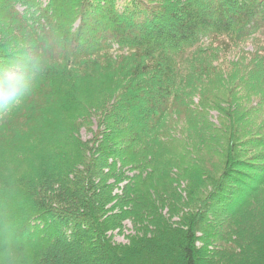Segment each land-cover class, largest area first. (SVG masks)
<instances>
[{
    "label": "trees",
    "instance_id": "trees-1",
    "mask_svg": "<svg viewBox=\"0 0 264 264\" xmlns=\"http://www.w3.org/2000/svg\"><path fill=\"white\" fill-rule=\"evenodd\" d=\"M0 206V264H264V0H0Z\"/></svg>",
    "mask_w": 264,
    "mask_h": 264
},
{
    "label": "rangeland",
    "instance_id": "rangeland-1",
    "mask_svg": "<svg viewBox=\"0 0 264 264\" xmlns=\"http://www.w3.org/2000/svg\"><path fill=\"white\" fill-rule=\"evenodd\" d=\"M253 40H249V41H245L243 42V44H241L240 46L237 47V50H235V52L233 53V58H230L228 57L227 58V61L230 62L232 59L234 60V62H238L240 60V57L242 55V53H245V54H248V53H253L254 52V47H255V44L252 42ZM61 40H60V43L59 45L61 44ZM57 48L61 51L60 49V46H57ZM21 95L23 94V91L20 90L19 92ZM143 101H146L148 100V97L147 96H144L143 97ZM146 109V108H145ZM212 117H214V115H212ZM83 136H84V139H88L87 137L89 135H87L85 132L83 133ZM182 141L184 140V138H181ZM202 159H205L206 155L203 154L202 156ZM220 160H221V157L220 156H214L212 159H211V162L213 165H218L220 163ZM207 164H208V161H207ZM209 165V164H208ZM185 178V177H184ZM187 179V178H186ZM183 184H186L187 185V182L186 181H183ZM188 182H190V180L188 179ZM3 208L0 206V211L2 210ZM8 216L10 215L9 213L7 214ZM131 224L130 223H127L126 224V229L125 231H122V232H115L113 234V237H114V241L117 242V243H121V244H126L128 241H127V238L126 236L128 235H131L132 231H131ZM14 233L10 231L9 227L7 226V224H4V226L2 227V225H0V237H3L5 239H7L8 237H10L11 235H13ZM35 237L33 235H31L29 238L26 239V241H21V242H31V241H35ZM40 240H42L40 238ZM225 248V247H224ZM206 257V256H205ZM207 258V257H206Z\"/></svg>",
    "mask_w": 264,
    "mask_h": 264
}]
</instances>
